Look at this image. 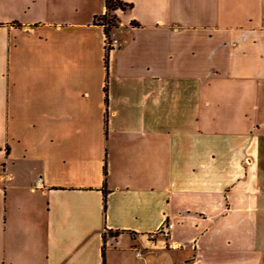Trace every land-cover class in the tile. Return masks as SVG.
I'll return each instance as SVG.
<instances>
[{"label":"crops","instance_id":"crops-1","mask_svg":"<svg viewBox=\"0 0 264 264\" xmlns=\"http://www.w3.org/2000/svg\"><path fill=\"white\" fill-rule=\"evenodd\" d=\"M117 1L106 70L105 0H0V264H264V0Z\"/></svg>","mask_w":264,"mask_h":264},{"label":"built area","instance_id":"built-area-1","mask_svg":"<svg viewBox=\"0 0 264 264\" xmlns=\"http://www.w3.org/2000/svg\"><path fill=\"white\" fill-rule=\"evenodd\" d=\"M103 43H104L105 52H108V53L114 49H117L120 46L119 40L116 38L115 34L110 31L108 32L107 36L104 34ZM40 186H41V180L38 179L35 182V187L39 188ZM172 229H173V224L165 222L160 227H158L155 231L149 233L148 239L154 240L157 237L168 239ZM137 255H140V253Z\"/></svg>","mask_w":264,"mask_h":264},{"label":"trees","instance_id":"trees-1","mask_svg":"<svg viewBox=\"0 0 264 264\" xmlns=\"http://www.w3.org/2000/svg\"><path fill=\"white\" fill-rule=\"evenodd\" d=\"M130 7V5H125L122 4L121 2L117 1V0H105V8H106V12L104 15H102L101 17H97L94 19V24L101 26L103 28V32L104 34L107 36L108 32H109V28H108V21H102L100 22L99 19H106V16H108L109 12H114L117 9L120 10H125L126 8ZM117 26H113V28H116ZM105 66H106V70H107V60H108V52H105ZM106 85L107 82L105 83V92H106ZM106 121V120H105ZM102 264H104V262H102Z\"/></svg>","mask_w":264,"mask_h":264},{"label":"rangeland","instance_id":"rangeland-1","mask_svg":"<svg viewBox=\"0 0 264 264\" xmlns=\"http://www.w3.org/2000/svg\"><path fill=\"white\" fill-rule=\"evenodd\" d=\"M100 22H104V21H108V28H109V31L110 32H113L115 31V29L113 28V26H117V19H116V16L114 15V13L112 12H109L108 16H106V19H99Z\"/></svg>","mask_w":264,"mask_h":264}]
</instances>
